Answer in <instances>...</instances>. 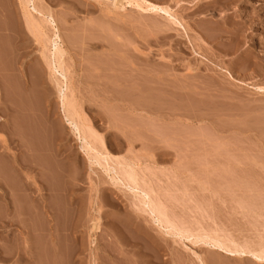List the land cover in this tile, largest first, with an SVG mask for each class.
Masks as SVG:
<instances>
[{
	"label": "rangeland",
	"instance_id": "374dc122",
	"mask_svg": "<svg viewBox=\"0 0 264 264\" xmlns=\"http://www.w3.org/2000/svg\"><path fill=\"white\" fill-rule=\"evenodd\" d=\"M22 1L0 0V264H264V0H36L85 143Z\"/></svg>",
	"mask_w": 264,
	"mask_h": 264
},
{
	"label": "bare ground",
	"instance_id": "6f19581e",
	"mask_svg": "<svg viewBox=\"0 0 264 264\" xmlns=\"http://www.w3.org/2000/svg\"><path fill=\"white\" fill-rule=\"evenodd\" d=\"M35 2H36V0H24L23 3L25 6L23 9L25 11L24 13H25L26 19L31 24L34 21L35 17L39 16L41 19H43V21H45L49 25V28L51 30L52 35L48 39V42H49L48 44H50L49 45L50 49H49V55L46 57L47 58L46 59L47 65H48L49 70L51 72V75L54 77V79L56 81V85L58 87V93L60 95V99L62 100V105L64 108V114H65L64 117L66 118V120L70 124V126L78 133L79 139L81 140V142L85 143V139H82L79 123L77 121H75L73 119V117L70 116L68 111L65 109L66 100H67V91H68L69 87H68L67 76L65 74L66 72H64V69H63L64 65L62 64V62L64 61L63 58H64L66 51L64 50V47H63L64 42L62 41L63 39L61 37V32H60L59 26L57 25V22H56L54 16L51 14V12L43 13L42 11L39 10V8L37 7ZM116 2H117V0H114V6L115 7H116ZM149 8H150L149 10L153 11V12L168 14L173 20H175V18L172 17V15H170L169 11H167L163 8H160L157 6H151ZM34 14L36 16H34ZM36 19H37V17H36ZM50 30H48V31H50ZM62 59H63V61H62ZM149 200H150V198L147 195H145L143 198V203L146 207H151L150 204H152V203H149ZM151 212H152L153 217H158L156 220L160 223L161 222L159 219L160 212H158V210L155 208L152 209ZM216 245H213V248H220V249L223 248V247H219ZM230 255L236 256V255H241V253L232 251V252H230ZM256 259L263 261V257H260V255H256Z\"/></svg>",
	"mask_w": 264,
	"mask_h": 264
}]
</instances>
